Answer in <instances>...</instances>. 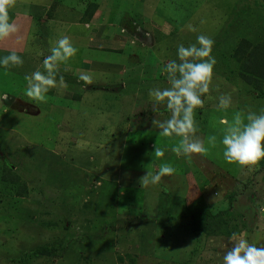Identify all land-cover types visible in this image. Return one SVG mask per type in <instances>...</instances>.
<instances>
[{"label":"rangeland","instance_id":"1","mask_svg":"<svg viewBox=\"0 0 264 264\" xmlns=\"http://www.w3.org/2000/svg\"><path fill=\"white\" fill-rule=\"evenodd\" d=\"M9 15L19 31L0 41V57L15 51L24 63L0 68V264H222L233 233L264 247V161L227 164L219 145L178 157L177 139L154 123L171 114L148 95L167 86L177 45L204 34L217 63L198 135L219 138L220 117L264 109V69L253 79L246 67L264 56V0H17ZM66 31L79 52L33 104L25 78L44 71ZM164 161L177 174L142 188ZM6 166L16 184L1 180ZM200 208L221 220L197 239L187 223Z\"/></svg>","mask_w":264,"mask_h":264},{"label":"clouds","instance_id":"2","mask_svg":"<svg viewBox=\"0 0 264 264\" xmlns=\"http://www.w3.org/2000/svg\"><path fill=\"white\" fill-rule=\"evenodd\" d=\"M17 0H0V41L12 37L19 31L18 25L11 19L9 13L16 6ZM189 30L196 28L189 25ZM214 40L200 34L196 42L185 46L177 45L176 59L167 60L163 72L167 75V86L153 87L148 95L158 105H164L171 114L163 121H154L161 129L164 137H173L177 143L171 151L178 157L191 158L192 154H206L210 147L218 145L222 148L223 159L227 164L238 165L249 170L258 167L264 161V109L259 113L235 111L231 119L220 117V137L211 135L201 138L198 135L199 124L195 119L198 109L205 106L206 98L215 90L213 85L214 68L217 63L213 55ZM79 49L68 36L56 41L43 61L44 71L36 70L26 79L23 95L33 104L46 103L48 94L63 84L59 77L60 66L67 64L77 56ZM24 60L15 51L0 57V68L22 66ZM80 80L91 84V75L82 74ZM7 99V94L0 96V101ZM231 94L224 93L218 98V109L227 111L232 108ZM157 159L165 156V150L155 148ZM178 169L164 161L157 167L155 173L148 172L140 180L142 188L149 185H160L165 176H174ZM231 247L222 259V264H264V247L249 243L244 234L233 233L230 237Z\"/></svg>","mask_w":264,"mask_h":264},{"label":"trees","instance_id":"3","mask_svg":"<svg viewBox=\"0 0 264 264\" xmlns=\"http://www.w3.org/2000/svg\"><path fill=\"white\" fill-rule=\"evenodd\" d=\"M239 52L242 53V55H245V52L239 50ZM258 54H253L250 61H248L247 68L248 72L247 74L250 75L253 79L259 78L262 75V69H264V56L262 57H256ZM260 55V54H259ZM260 58V60L258 59ZM250 71V72H249ZM248 81L249 78L245 77ZM7 170H10V166H6L5 172L1 177V180L5 183L11 182L12 184H16L15 181H12L7 176ZM11 184V185H12ZM192 215L190 214L189 221L187 223L188 231H190L194 236L201 237L202 235H205L207 232H209L211 229H215L218 227L220 223V216L218 214H209V211L201 210H193ZM214 227V228H213Z\"/></svg>","mask_w":264,"mask_h":264},{"label":"crops","instance_id":"4","mask_svg":"<svg viewBox=\"0 0 264 264\" xmlns=\"http://www.w3.org/2000/svg\"><path fill=\"white\" fill-rule=\"evenodd\" d=\"M66 33H67V31L65 32V35H66ZM83 63H84V62H81V65H78L79 67L82 68V70H84V69H88V70H90V67L93 65V64H90V65H89V68H88V66L84 67V64H83ZM73 68H74V67H73ZM74 71H81V69H80V68H75ZM80 73L85 74V71H81Z\"/></svg>","mask_w":264,"mask_h":264}]
</instances>
